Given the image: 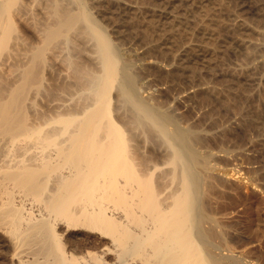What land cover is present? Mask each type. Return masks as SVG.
<instances>
[{"label": "bare ground", "instance_id": "6f19581e", "mask_svg": "<svg viewBox=\"0 0 264 264\" xmlns=\"http://www.w3.org/2000/svg\"><path fill=\"white\" fill-rule=\"evenodd\" d=\"M123 1L0 0V233L9 257L245 264L215 211L218 186L246 183L221 168L218 155L245 149L215 150L209 139L231 129L215 119L219 107L238 109L245 128L264 126V10L258 27L241 10L237 21L220 14L215 4L224 0L142 1L159 5L147 11L141 0ZM175 2L191 11L194 27L190 17L178 20L189 11H171ZM127 27L143 38L135 53L124 44ZM250 28L261 38L251 35L254 42ZM164 48L170 59L159 58ZM227 48L245 55L233 52V64ZM178 86L170 100L165 92ZM180 95L218 129L189 122L175 105Z\"/></svg>", "mask_w": 264, "mask_h": 264}, {"label": "rangeland", "instance_id": "374dc122", "mask_svg": "<svg viewBox=\"0 0 264 264\" xmlns=\"http://www.w3.org/2000/svg\"><path fill=\"white\" fill-rule=\"evenodd\" d=\"M124 1L127 2L129 0H124ZM133 1H135V0H131V2H132L131 4H133V5H135V3H136V5L138 3H140L139 0H138V3L137 2L133 3ZM142 1H143V3L145 1L148 3V0H141V3H142ZM151 1L149 0V3L146 5H150ZM213 1L215 2V0L210 1L211 3H213L210 6H212V5L214 6L215 3ZM228 1H230V0H224V2H226V4L230 3ZM232 1H234V2L232 3L233 6L231 7V9L233 10L235 8L233 10V12H231V10H230L227 13V11L225 9L226 7L229 6V8L227 9V10H229L231 3H230V5L228 4V6H226V4L224 3L225 7H223V5L221 7H219V5L215 4V7L217 6L219 8L218 9L216 7V9L219 11L220 14L224 15L226 13L225 14L226 17L232 15V13H233V15L235 14V16L233 17L234 21H237L236 18H242L241 16L244 13L243 16L245 18L246 17H247V19L251 18V21L249 19H248L249 20L248 21L247 19L244 18L247 21V23L248 22L250 23V24L248 23L250 26L252 24L251 23L252 18L254 20V18H257V16H258V18L261 19V17H259V13H260V16L264 13L263 12L264 0H231V2ZM153 2H155V1L153 0L152 3ZM155 3L160 4L158 1H156ZM155 3H154V5L151 4L153 7L145 6L144 4H143L144 5L143 7L146 11H147V9H149L147 7H151V8L157 7V9H158L159 5H157V4L155 5ZM221 4H222V2H221ZM136 5H135V7H136ZM177 5H179L178 2H175V6L173 4V7L170 8L172 12L175 11V15L178 12H180V13H178V15H179V14H182L183 12L189 11V10H186L187 8L185 9L183 7H178ZM261 5H263V6H261ZM176 6H177L176 9L178 11L174 8ZM172 8L175 10L173 11ZM220 8H222V11ZM134 9L132 8V11H134ZM236 9H238L239 13L241 11L243 13L239 14ZM243 10H245V11H243ZM132 11L130 10V12H132ZM234 11L237 12V14H239L238 15L239 17H236L237 14ZM260 11H262L263 13L261 14ZM190 12L191 11H189V13ZM256 12H259V13L256 14ZM185 14L186 15L182 14V17L180 15L179 16L180 19H178V20H183V18H185V16L190 17L191 19L188 18L189 19V25L192 24V26L191 25L190 26L194 27L196 25V22H194L195 20H192V19H194L193 16H190L192 13H190V14L185 13ZM250 14L253 17L250 16ZM178 15H176V16L178 17ZM193 15L197 16V13H193ZM226 17H223V18L227 19ZM258 18L255 19L253 22H254V25H255V22H257L256 26L258 25V22H259V25H258V27H259L260 25H262V23H261V21H258V20H260ZM227 20H228V22L232 21V23H233V20L230 19V17H228ZM184 21H185V19H184ZM192 22H194V23H192ZM253 27H255V26H253ZM128 28L129 27H127V30L130 31L131 28L130 29H128ZM237 29H239V28H237ZM225 30L222 29V31H223L222 35L228 36L229 32L227 33L228 30L227 29H225ZM243 30H241V31H243ZM129 31H127V33L125 35L127 37L129 36L128 39H127V37H124L127 40L123 38L124 41L126 40L125 41L126 43L129 41L127 43L128 46L126 45V43H124V44H125V47H127L129 50L131 49L130 52L135 53L138 50H141L140 48L138 49L137 46L140 47L141 44L143 43L141 40L142 37L140 39L138 37V39H139L138 40L137 37H134L135 33L132 31H130V32ZM234 31L237 32L236 29ZM249 31H251V28H250V30H246V32L250 33V38L252 37L251 35H255V37H257V38H258V36L260 37V34H257V32L255 33V31H253V30L251 32H249ZM244 32H245V30L243 31V33L242 32L241 33H242V35H244V38H245L247 35L245 34L246 32L245 33ZM252 32H253V34H251ZM129 33L131 34V36L129 35ZM232 33H233V31L230 32V34H232ZM239 33H240V31H239ZM236 35H237V33L234 34V37ZM230 36L233 37V35H230ZM255 37H252V38L254 39ZM132 38L133 39L136 38V39H134V41L138 40L141 42H139V43H138V41L134 42ZM223 38H225V37H223ZM260 38H258V39H260ZM130 39L132 42L130 41ZM247 39H249V38H247ZM255 39H254V42H255ZM258 39H256V40H258ZM184 40L187 41V36L185 37ZM183 41H181L179 43H181V45H182ZM186 41L184 43H186ZM133 43H136V44H133ZM133 46H134V48L136 47L138 50H135V49L133 50V48H132ZM164 49H165V51H167L169 53H166L164 51ZM164 49H163L164 52L158 51L159 53H161V54L158 53L159 58L161 56H163L165 53L164 56L167 57V55H168L167 58L170 59V57H172V51L170 49H167V48H164ZM232 50H233V48L231 49V51L228 48L226 49V51H228L226 53V57L229 56L228 60H229V58H231V60H230V61H232L231 63H233V60L239 61L240 58L238 60L235 58L239 57L240 55L242 57V53L245 55V53L243 51L242 52L238 51V53H237L236 51H234V50L232 51ZM233 52L235 54L237 53L238 56L236 55L237 56L236 57L233 54ZM170 53H171V56H169ZM227 54H229V55L227 56ZM166 57H165V59H166ZM161 58L163 59V57H161ZM226 62H225L226 65L224 66V68L228 64H230L229 62H227V63ZM236 63H239V62H236ZM205 73L203 72V74H205ZM219 74H220V76H219ZM219 74H217L218 79H220V77L221 78L224 77V76H221L220 72H219ZM225 78H226V76H225ZM249 82H250V85L247 84V86L250 90H252L253 81L252 82L249 81ZM184 83H185V87L189 88L191 86V79L189 78L187 80V78H186ZM159 86L163 87L164 85L159 84ZM159 86L156 85L157 88H159ZM181 86H184V84H182ZM180 92H181V87L178 86L176 88H172L170 90H167L165 93L170 100H173ZM185 97L182 95L177 97L176 101H175V105L179 110H181L187 116L189 122H192L194 125L200 126L201 128L204 127V128L209 129V130L216 131L218 129V126L216 124H213L214 120H211L210 117L204 116L201 113V105H195L193 103H190L189 100H186ZM238 113H239L238 109L232 110V111H226L225 109H223V107H222V109H221V107H219L218 114L214 115L215 119L216 120L218 119V122L219 121L225 122V123L227 122L229 124V126L231 127V129H230V131H227L228 134L225 133L223 135V134L219 133V135L217 137H214L211 140L209 139V143L211 142L210 146L212 148H214L215 150H217L220 146L221 147L218 150H223L225 148L226 149L232 148V149H230V150H233V151H231V153L232 152L236 153L237 150L241 149L240 148L241 146H242L243 150L245 149V152L242 155L239 154V157H236L237 154L235 155V158H232L234 155L232 157L225 156V155H218V159L220 161H217V160L216 161L218 162L217 164H219V166L221 168H224V170L229 171L232 174H235V176L243 177L245 179L246 183H238L234 180H231V181L226 182L225 185L218 186L219 190L217 191V194L215 195L216 196V198H215L216 199L215 200V211H216V214H217L218 218L220 219L221 223L225 227L226 232L228 233L227 240L228 239L229 240L228 241L226 240V241L229 242L228 245L231 248V250H233L235 252H239V253H240V251L245 252L248 256V257L246 256L247 260L249 258V260H250L249 262H251V263L264 264V126L262 127L261 124H259L260 126L257 125L255 127L256 123L253 122V123H255V125L253 124L254 127H252L250 125V128H249V129H251V134H250V132H249L250 130L248 128H245V126H241L240 121H239L240 116ZM263 116H264V114H263ZM246 127H248V126H246ZM260 127H262L263 129ZM248 132H249V134H248ZM237 136H238V138H237ZM225 141L227 142V144L231 145V147L228 145L229 148H227V144L223 145V143ZM236 141L240 142V143L236 144ZM238 144H240V147L238 146ZM2 237H4V236L1 234L0 235V264H13L10 257H9L10 247L8 245V242L5 239V237L4 238H2ZM89 238L93 242L96 241V238L92 237V235ZM110 258L111 257H109V260H110ZM249 262H245V264H250ZM239 264H244V262L239 263Z\"/></svg>", "mask_w": 264, "mask_h": 264}]
</instances>
